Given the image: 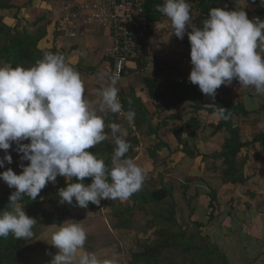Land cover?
<instances>
[{"label":"clouds","instance_id":"obj_1","mask_svg":"<svg viewBox=\"0 0 264 264\" xmlns=\"http://www.w3.org/2000/svg\"><path fill=\"white\" fill-rule=\"evenodd\" d=\"M264 2V0H262ZM156 11L171 23L172 34L183 39L187 32L190 43V83L214 100L222 85L235 79L241 88H251L264 96V19L250 20L244 10L209 9L201 26L191 23L189 0H163ZM190 28L191 31H187ZM109 84L98 91L99 108L85 97V86L79 72L66 62L62 54L45 52L29 67L0 64V168L12 163L8 150L12 144L22 161V171L11 168L0 172L8 187L11 210L0 211V237L11 234L17 240H31L37 220L26 214L24 196L36 200L42 189L62 176L67 186L58 189L61 203L87 208L101 200L126 201L145 182L142 167L127 158L131 148L127 131L111 123L115 148L112 167L89 149L108 139L104 118L97 113H122L117 84L120 66L108 74ZM132 124L135 110L124 113ZM231 113L219 106L214 116L228 120ZM29 141L22 143V141ZM75 177V182H73ZM91 183L85 184L84 178ZM75 220H66L50 234L56 249L50 264H115L85 249L86 229ZM49 243V242H48Z\"/></svg>","mask_w":264,"mask_h":264},{"label":"rangeland","instance_id":"obj_2","mask_svg":"<svg viewBox=\"0 0 264 264\" xmlns=\"http://www.w3.org/2000/svg\"><path fill=\"white\" fill-rule=\"evenodd\" d=\"M24 1L25 0H18L19 3H23ZM61 1L62 0H44L43 3L44 10L37 11L36 13L42 12L38 14L39 16L37 18L43 15V19L42 21H40L39 25L43 24L42 27L44 26L46 30V36L41 43V48H47L52 53L53 51L55 53L58 52L60 53V51L62 50L63 55L66 57L70 52V48L64 43V41L68 40L69 38L66 37L58 29V20H57L58 16L61 13L60 10ZM150 1L154 2L152 0H149V2ZM255 2H257V0H250V9L252 8V6H256ZM259 2H262V0H259ZM243 4L245 9L249 10V5H247L248 3L244 2ZM10 12L12 11H9V13ZM192 14L193 13L191 12V16ZM153 16L151 17V19L150 18L149 19L152 21L167 20L168 26L163 32H161L159 35L153 36L151 39V46H150L151 55L148 60L150 66L148 67V69L138 72L134 75L133 74H128V75H133V77L130 78L129 80L130 86L133 88L132 92L136 96L142 99L143 103L149 110L151 125L155 126L158 123H160L169 112H173L174 110L172 111L168 110L165 112H160L156 110V108L153 105L154 103H152L151 101L152 99L149 97L147 93V89L144 85L143 77L146 76L153 77L165 85L169 82L178 80L180 75L176 71V69L171 70L169 74L156 73L153 67V60L154 59L162 60L164 61L165 64L169 66L170 65L173 66V68L178 67L183 73L182 76L183 80L188 81V83H189L188 75L191 69V65L185 63L186 59L190 58V43L188 40L187 32L185 33L184 38L182 40L178 39L174 34H172L173 28L167 17L159 14H155ZM254 17H258V15L253 13L249 19L252 20ZM191 18H192L191 23L194 26H201L198 24L200 21H198L196 15H193ZM21 20L22 22H17V19L11 17V14L4 15L1 19V21H3V24L7 26H12L13 24H17V26H19V29H22L23 26H26L27 31H29L30 33L35 32L36 27L32 28V26H28L26 23H24L25 22L24 19ZM189 30L190 28L187 29V31ZM3 38L4 35L3 33H1L0 45L4 41ZM128 65L131 64L129 63ZM100 72L102 73L103 70ZM83 74L94 75L95 72H92L90 70L88 71L85 70ZM97 75L100 76L99 74ZM100 78L103 80V82L101 80L98 81L96 79H93V81L91 82V84L93 83V85L95 86V90L97 91L107 86L103 73L101 74ZM121 90L125 91L126 94L128 93L127 87L121 86ZM201 94L203 100L207 101L206 95L205 94L203 95L202 92ZM250 95L253 96L251 101H250ZM218 96L219 98L222 99V101L230 100L231 102L234 103L241 102L244 108L252 111L246 117V119H244L243 117H239L235 120L236 122L235 124L239 127L240 133L244 137L247 138L257 134L259 132V129L264 130V107H262V105H264V98H263L264 96H257L254 93V90L251 88L248 89L241 88L239 83H236L233 86L222 85L218 89ZM85 97L93 104L94 107H96L97 109L99 108V102L101 100V97L99 95L94 94L93 92H87L85 93ZM187 106L188 104H186L185 108L182 109L181 112H183V114L186 111ZM199 112L198 113L196 112L198 120H200L198 121L199 126L195 127L199 129H197L196 131L193 130V134H192V136L195 137V139L193 140H195L196 142L195 145L193 146L195 147L196 144L197 145L202 144L205 150L199 147V149L196 151V149L192 146L193 143L190 144L187 143L189 144L188 145L189 149L193 148L191 150L197 153V155L192 158L189 157L187 158L184 153L177 151L181 148L180 147L181 145L177 144L174 138L171 136V133L169 131L170 130L169 125L161 129L158 135V137L161 140L168 142L169 151L166 150L165 148H162L156 151L155 157L153 159L151 158L149 151H151L154 148L155 143L157 141L154 138V136H146L143 132L145 130V127H142L139 131L135 130V134L133 133L135 136H137L138 138L137 144L138 146H140L139 151L137 152L134 151L135 157L133 158V160L135 163H137L140 167L144 169L146 174L143 187L145 188L147 187V189H150L155 186L156 187L164 186L166 188H171L172 189L171 198L166 199L164 202H161L158 205H156L157 207H155L154 210L148 209L150 211V213L148 214L137 213L131 219L133 222L131 223V226H129V228H118L117 222L120 221V217H114L115 214L114 212L117 207L115 204L119 202H123L124 205H131L130 203L131 201L129 202L128 200L121 201L117 199L114 200L115 202L114 206H107L105 204L101 208L96 209L94 211L93 210L88 211L79 208H72L67 211V215L65 216L64 221L70 219L75 220L73 222H79L80 224H82V226L86 229L88 233V238L84 246L86 250L95 252L102 259L112 260L115 262V264H128V262L131 259V254L135 250L141 248V245L143 244H151L161 239L162 237L159 234V232L163 230V228L167 229V231H170V227L173 229L180 228L178 230L185 231V237H188L189 233L190 234L192 233L194 235L200 234L203 236L208 235L209 241L213 243H217L218 245L216 235L214 236V231H211L212 224H206L199 228H197L193 224L194 221L198 222L197 220L198 213L197 212L190 213V210L187 208L188 200L184 199L185 197L183 196V188H184L183 186L185 183H188L186 181L187 178L193 180L194 177H199L200 178L199 180H202L206 176L216 177L217 173L215 172H218L217 166L221 164L217 162V161L221 162L219 159L213 158L214 159L213 161L210 160L208 155L211 154L213 150L208 149V151L210 152L206 153L205 147L208 141L204 142L205 139H208L209 133L211 131V127L209 126V124L210 123L215 124V122H213L210 119L209 115H207V112L205 111H201L200 113ZM97 114L101 115L104 118V123L106 127H108L111 123H117L121 125L122 130H127L128 128L134 130L132 124H129V122L126 120L123 112L121 115L119 113H111V112H108L106 114L98 112ZM183 121H184L183 117L181 118V121H176L175 127H180L183 124ZM125 122L127 123L128 126L124 124ZM170 125L172 126V124ZM188 135H190V128L185 126V128L183 129L182 138L188 141L190 140L188 139L189 138ZM227 136L228 134L224 130L218 132L216 147H218V145L222 143L221 140L226 138ZM108 137L112 138L111 131H109ZM28 142L29 141L27 140L22 141V143H28ZM16 147L17 145L13 143L12 147L8 150V153L12 156V163L8 164L7 162H5L4 167L0 168V172L8 168H11L15 173L19 174L22 171L19 165L20 164L26 165L28 163V161L26 160L22 161L20 159V156L22 154L18 153L15 150ZM261 149H263V151ZM3 156H4V150H0V159H3ZM244 156H248V163H247L248 165L244 166V170H246L247 172L249 166L252 167V169L250 168L251 176L253 177L255 176V179H257L256 181H260L258 182L259 184L257 189L261 188V190L264 191V148H261L257 143L251 145L250 147L242 148L240 153L237 155V159H241ZM215 161L217 162V164ZM220 171H221V167H220ZM212 173H215V175ZM60 179L66 181L64 177L57 176L55 183L49 182L46 185L47 189L49 190L50 188L55 189L56 183H58ZM213 183L211 184L215 186V182ZM245 183L244 186H242V188H248L253 185L251 181L250 183L247 182L246 185ZM191 184L192 183L189 184V189L186 196L193 195ZM9 188L10 187H8L7 184L2 179H0V194ZM217 188H215L214 190L216 191V196L219 199L218 200L219 211L222 212L227 208V201H224L225 199L222 198L223 197L227 198L229 196L230 189H224V188L217 189ZM261 197L264 198L263 193H261L259 198H256L255 203L254 202L250 203L251 206L257 207V205L261 203L262 200ZM39 199L41 200L42 196ZM196 201L198 200L192 199L190 201L191 205H196L198 203ZM200 201L207 202V198L200 199ZM43 206L48 212L54 215H59V213L56 210L55 204L49 205L44 202ZM120 210L121 209H119V211ZM170 210L171 212H173L171 218H173L174 219L173 221L176 222V228H174L171 223L168 224L166 221L164 224L161 222L160 223L154 222L152 226L148 228L146 227L147 221L155 218L156 212H159L161 214L160 216L159 215L157 216V220H158L161 218V216L163 217L169 216L168 212H170ZM151 211H153L154 214ZM206 212H208V210H206ZM205 215L206 214L204 212L202 218L199 221L205 222L206 220ZM57 227L58 226L55 225L43 226L38 223L34 226L33 228L34 236L31 240H28V248L22 256L23 264H50V261L56 252V249L50 244V234ZM242 238L243 237L240 238L241 243L243 240ZM263 239H264V226H263ZM205 242L206 240L204 241L195 240L193 242V246L196 247L203 246ZM252 242L250 240L248 243L254 245L256 241H254L253 239ZM184 246H185V242L181 241L180 243L172 245L166 250H164L163 253L159 256V263L160 264H201L202 261L198 252H196L194 248H191L188 251H184L183 250ZM233 247L231 248L235 249V244ZM262 250H264V246ZM212 258L214 260L212 264H221L220 262L221 260L217 259L216 254H213ZM138 264H145V263L142 261L139 262ZM255 264H260V263L255 262Z\"/></svg>","mask_w":264,"mask_h":264},{"label":"trees","instance_id":"obj_3","mask_svg":"<svg viewBox=\"0 0 264 264\" xmlns=\"http://www.w3.org/2000/svg\"><path fill=\"white\" fill-rule=\"evenodd\" d=\"M12 0H0V9H10L14 8V5L11 3ZM154 2H146V8L149 10V18L155 14L163 15L156 11V5L162 4L163 0H152ZM241 0H196L194 4V11L196 12V16L198 24L202 25V21L207 17L209 9L213 7H221L226 10H244L242 6L239 4ZM154 3V4H153ZM256 6H252L249 11H245L248 18L255 13L259 18H264V3L255 2ZM152 15V16H151ZM154 17V16H153ZM17 19V18H16ZM18 20V19H17ZM18 22H20L18 20ZM33 25H35L33 23ZM191 31V29L189 30ZM3 33L4 41L0 45V64L8 63L13 67L17 65H21L24 67H29L34 65L37 60L41 59L45 52H51L47 48H39V42L45 38L46 30L45 27L40 26L37 27L35 32L30 33L27 31L26 26H23L22 29H19V26H7L0 22V34ZM53 53H55L53 51ZM58 54H60L58 52ZM190 62V58L186 59V62ZM145 62L143 66L146 64ZM142 66V65H141ZM142 66V67H143ZM153 67L156 73H164L167 71H171L176 69L180 75V79L169 82L167 84H163L159 80L151 77H143L144 85L147 89V93L149 97L155 101L154 107L156 110L160 112H165L170 108H176L179 104L186 103L188 104V108L194 111H205L207 114H214L215 110L221 106L231 113L230 118L228 120H218V122L210 123L211 131L209 136H214L216 133L224 130L228 136L224 138L223 143L220 147L219 151H215L208 155L209 158L219 159L221 161V180L224 184H230L235 188L242 187L245 182L250 179V170L246 172L244 170V166L248 165V156H244L241 159H237V155L240 153L242 148L250 147L251 145L257 143L261 148H264V131H259L257 134L252 135L251 137H244L240 133L239 127L235 124V120L239 117L246 118L252 111L244 108L241 102H231L230 100L222 101L221 99H216L212 104L205 102L202 98V94L197 85L192 83H186L182 79L181 70L173 66H169L164 63L162 60L154 59ZM238 81L235 79L232 81L231 86L235 85ZM120 102L123 106V113H126L129 109H134L136 116L135 120L132 123L134 130L128 128L126 139L130 142L131 148L129 152L126 154L127 158L133 159L135 157L134 148L138 145V138L135 136V130H140L142 127H145L143 131L146 136H154L157 140L154 148L149 151L151 158L155 157L156 151L165 148L169 151V144L166 141L161 140L158 137V129L160 126H164L167 121H181V116L179 111L172 112L167 114L164 119L155 126L151 125L150 113L149 110L142 103V99L136 96L133 92L126 94L120 93L118 94ZM211 106H207V105ZM264 107V105H262ZM197 118H189L188 121L183 122L180 127L172 128L171 135L174 138L175 142L181 145V148L177 151L184 153L187 157L192 158L197 155L196 152L189 149L188 141L182 138L183 128L193 127L196 123ZM127 125V123H124ZM128 126V125H127ZM110 131L109 127L105 126V132L108 134ZM134 133V134H133ZM193 131L190 130L189 138H191ZM188 138V139H189ZM177 147V146H176ZM115 148L113 137L109 138L99 144H97L94 148L89 149L88 151H92L93 154L97 155L104 159L105 164L111 168L112 167V155L113 150ZM177 149V148H176ZM263 151V149H261ZM252 169V168H251ZM75 177H73V182H75ZM85 184L91 183V178L86 177L83 181ZM67 186V182L63 179H60L58 183H56V188L47 189L45 186L40 192L39 196L36 200H30L27 195L24 196V209L27 215L35 218L37 223L43 226L55 225L60 226V224L64 221L65 216L67 215V211L72 208H79L88 211H94L96 209L101 208L103 205L114 206V200H101L100 205L92 204L91 202L88 204L87 208H82L76 205L75 200L73 199L72 204L61 203L60 197L58 195V189L64 188ZM183 196L187 201V208L190 210V213H194L197 211L196 205H191L190 201L195 199L198 195V192L191 197H187L186 194L188 192V186H183ZM15 191V188H9L0 194V211L3 210H11L9 204V195ZM172 189L166 188L164 186L152 187L147 189V187H142L140 191L133 194L128 201L131 205H124L123 202L116 203V210L114 217H120V221L117 222L118 228H129L131 223L133 222L131 219L137 213H150L149 210H154L156 205L161 202H164L166 199L171 198ZM207 195L209 197V201L206 204V220L205 222L199 221L201 217L197 221H194L193 224L199 228L206 224H212V222L219 215V201L216 196V191L212 188H209L207 191ZM42 196V199L39 198ZM244 196L246 200L252 199L254 194L247 190H241V195ZM237 200V201H236ZM46 204H55L56 210L59 215H54L48 212L43 203ZM121 203V204H120ZM227 203H229V209L226 211L225 217L221 220V223L226 227L227 233H232L234 229V214H235V203L236 205H240L244 207L242 212H245L250 208V205L247 201L241 200V197H230L227 199ZM234 203V204H233ZM119 209H121L119 211ZM149 209V210H148ZM173 211V210H172ZM153 213V211H151ZM155 212V211H154ZM169 216H161V220H157V216L161 215L159 212L155 213V218L147 221V228L152 226L154 222L157 223H165L172 224L174 228H176V222H174L173 218H171L173 212H168ZM154 214V213H153ZM161 224V225H163ZM170 227V226H169ZM177 229H173L170 227V231L163 228L159 232L161 235V239L151 243V244H143L141 248L135 250L131 254V259L128 264H138L139 262H144L145 264H160L159 256L163 253L164 250L169 248L172 245L177 243L185 242V246L183 247L184 251H188L191 248H194L196 252H198L202 263L201 264H212L214 261L212 258L213 254H216L217 259H220L221 264H227L226 255L219 249V247L209 241L208 235H194L188 234V237H185V231H181ZM244 232H240V236L242 233L246 232L245 228H243ZM195 240H206L203 246H193V242ZM177 242V243H176ZM196 247V248H195ZM28 248V240H17L11 234L8 237H0V264H23L22 256L24 252Z\"/></svg>","mask_w":264,"mask_h":264},{"label":"crops","instance_id":"obj_4","mask_svg":"<svg viewBox=\"0 0 264 264\" xmlns=\"http://www.w3.org/2000/svg\"><path fill=\"white\" fill-rule=\"evenodd\" d=\"M75 1L81 2L83 0H75ZM195 1L196 0H189V3L192 5V7H191V12L193 13L192 16L196 15V12L194 11V8H193ZM244 2L248 3L247 5H249V10H250V0H246V1L241 0L239 2V4L244 9V11H249V10L245 9L244 4H243ZM11 3L14 5V8L0 9V22L1 23H3V21H1V19L4 15L11 14L12 18H14V19L17 18L20 22H22L21 19H24V21H25L24 23H26L28 26H32V28L33 27L37 28V27H40L43 25V24L39 25L40 21H42V19H43V15H41L39 18H37L39 16L38 14L42 13V12H39V13H36V12L44 10L43 9L44 8V5H43L44 0H25L23 3H19L18 0H12ZM60 4H61V2H60ZM9 11H12V12L9 13ZM35 18H37V19H35ZM196 18H197V16H196ZM18 20H17V22H18ZM33 23L35 25H33ZM12 26H17V24H13ZM43 39L38 44L39 48H41V43H42ZM64 43L70 48V52L68 53V55L66 57L63 55L62 50L60 51V53L66 58V62L69 63L71 66H73L79 72V74H80V76L84 82V86L86 87L85 93L93 92L94 94L98 95L99 90L98 91L95 90V86L93 85V83L91 84V82L93 81V79H96L98 81L101 80L103 82V80L100 78L101 74L103 72L101 73L100 71H102V70L104 71V68L106 66L104 56H103V51H104L103 47L105 48V46L108 44V38L106 36V33L103 32V30H99V29H95V31H93V32L86 30V32H84L82 35L80 34V35L76 36L75 38H69L68 40L64 41ZM185 63L190 64V62H188V61ZM149 64L147 66V69L150 66ZM85 70L86 71L90 70L92 72H95V74L94 75L93 74L84 75L83 72ZM129 71H131V72H129ZM129 71L127 72L126 75H124V77L122 78V80L119 83V87H118L119 88V94L122 91L121 86L128 88L127 94L131 93L133 88L130 86L129 80H130V78L133 77L134 74L141 72L139 70H129ZM96 72L100 76H98L96 74ZM169 72L170 71L164 72V74L165 73L169 74ZM128 74H133V75H128ZM179 75H181V74H179ZM182 76H183V74H182ZM151 78H153V77H151ZM182 79H183V77H182ZM185 82L188 83V81H185ZM106 83H107V81H106ZM128 84H129V86H128ZM107 86H108V83H107ZM122 93H126V92L122 91ZM200 93H201V91H200ZM206 97H207L206 98L207 101L205 100V102H207L209 104H212L217 98L221 99L218 96V89L216 91V96H215L214 100L207 95H206ZM252 98H253V96L250 95V101L252 100ZM151 101H152V103H155L154 100H151ZM142 103H143V101H142ZM144 106H145V104H144ZM185 106H186V103H183V104H179L176 108H170L168 110H171V111L174 110L173 112H175L177 110V111L181 112L182 109L185 108ZM209 106H211V105H209ZM170 113H172V112H169L168 114H170ZM207 115H209V114H207ZM180 116H181V118L183 117V119H184L183 122L188 121L189 118H192V117L197 118V119H195V120H197V123L193 127H188V128H190V130H192V131L193 130L196 131L197 129H199V128H195V127L199 126L198 121H200V120H198L196 113L194 111L192 112V110L189 109L188 106H187V109L184 112V114H183V112H181ZM209 117L213 122H215V123L218 122V120L216 119L214 114L209 115ZM244 119H246V118H244ZM170 124H172V126ZM168 125L170 126V130H171L172 128L175 127L176 123L168 120L164 126L162 125L158 129V135H159L160 130L165 128ZM261 130L262 129H259V131H261ZM262 131H264V130H262ZM170 133H171V131H170ZM189 139L190 140H188V143L189 144L193 143L192 146L195 145L196 142H195V140H193V139H195V137L192 136V138H189ZM223 140L224 139L221 140L222 143H223ZM204 142H207L206 147H205L206 153L210 152V151H208V149L213 150L212 153L215 151H219L220 147L222 145V143H220L218 145V147H216V145H217V133L212 137L208 136V139H205ZM213 144H214V146H213ZM199 147H201V149L205 150L203 148L202 144H200V145L196 144V146L194 148L197 151L199 149ZM191 149H193V148H191ZM210 160L213 161L214 159L210 158ZM217 162L221 163L219 161H217ZM217 162H216V164H217ZM203 167H205V166H203ZM250 168H252V167L249 166V170H250ZM209 171H211V170H209ZM217 171L218 172H215V173H217L216 177L215 176L214 177L206 176L205 178L202 179L203 180L202 181V180H199L200 179L199 177L193 176L194 177L193 180L190 178H187L186 181L188 183L184 184V185H187L188 189H189V184L192 183L191 185H192L193 195L195 194V192H198V195L195 197V199L198 200V201H196V202H198L196 204V207H197L196 212L198 213V216H199L198 219L201 217V215L203 216L204 211L206 210L205 207L209 201V197L207 195V191L209 190V188L215 189L218 187L217 189H220V188L230 189L229 196L227 198L226 197L222 198V199H225L224 201H227V199L230 197L239 196V197H241V200L247 201L249 203L250 208L248 210H246L245 212H242V210H244V207L240 206V205H236V203L235 204L233 203L235 205L234 206L235 207V214H234L235 224H234V229L232 230V233H227L226 227L221 223V220L226 215L227 209H229V205H228L229 203H227V208L224 211H222V212L219 211V215L216 217V219L212 222V225H211L212 226L211 231H214V236L216 235L219 246L217 245V243H215V244L226 255L227 264H252V263L255 264V262H259L260 264H264V250H262V248L264 246V242H263V240H264L263 239L264 198L261 197V199H262L261 203L258 204L257 207H252L250 204L251 202L255 203L256 198H259L261 193L264 194V191L261 190V188L257 189L258 184H259L258 182H260V181H256L257 179H255V176L253 177L250 174V179L247 182L250 183V181H251V183L253 184L251 187L235 188L230 184L222 183L220 164L217 166ZM215 173H212V174L215 175ZM205 179H207V180H205ZM213 182H215V186L211 184ZM246 183H245V185H246ZM241 190H247V191L250 190V192H252L254 194V196L252 197V199L246 200L244 196H240ZM187 197H191V196L188 195ZM205 198H207V202L206 201H204V202L200 201V199H205ZM261 212H263V213H261ZM243 228H245L246 232L244 234L242 233V236H240V232H244ZM259 233H260V235H259ZM241 237H243L242 243L240 242ZM253 239H254V241H256L254 245L251 243H248L250 240L252 242ZM234 244H235V249H233ZM222 247H223V249H222ZM231 247H233V248H231ZM229 248H231V249H229Z\"/></svg>","mask_w":264,"mask_h":264},{"label":"built area","instance_id":"obj_5","mask_svg":"<svg viewBox=\"0 0 264 264\" xmlns=\"http://www.w3.org/2000/svg\"><path fill=\"white\" fill-rule=\"evenodd\" d=\"M146 2L148 0H62L58 29L68 38L82 35L86 30H103L108 38L103 51L106 63L103 74L109 84L108 74L119 65V87L129 70L147 69L151 39L168 26L167 20L149 19ZM139 150L137 145L134 151Z\"/></svg>","mask_w":264,"mask_h":264}]
</instances>
